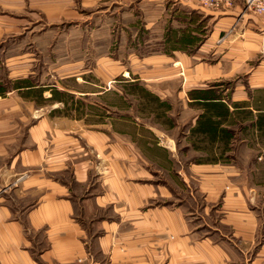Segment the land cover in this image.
Segmentation results:
<instances>
[{"label":"crops","instance_id":"obj_1","mask_svg":"<svg viewBox=\"0 0 264 264\" xmlns=\"http://www.w3.org/2000/svg\"><path fill=\"white\" fill-rule=\"evenodd\" d=\"M79 2L42 1L72 24L51 32L43 73L14 78L46 105L0 168V264H264V20L241 4ZM119 78L144 87L138 106L124 110Z\"/></svg>","mask_w":264,"mask_h":264},{"label":"rangeland","instance_id":"obj_2","mask_svg":"<svg viewBox=\"0 0 264 264\" xmlns=\"http://www.w3.org/2000/svg\"><path fill=\"white\" fill-rule=\"evenodd\" d=\"M42 1L48 0H20V2L17 0V2L14 1L16 4L15 6L11 3L12 10H8L4 9V1L0 0V168L18 149L20 141L24 138V123L27 124L30 119L33 120V118H35L32 113L33 109L46 105L45 101L39 98L36 99L33 95L28 93L25 95L24 91L21 93L18 89L25 83L23 82L20 85L19 81L14 78L18 77L19 74L27 72V69L37 71L40 74L43 73L46 68L43 66L44 61L41 55L44 53L40 51L46 50V52L49 53L51 40L53 38L51 32L55 33L54 37L56 39V32H61L64 28L66 29L67 26L72 24V19L68 17L54 20H51L49 17L47 18L45 13L39 11ZM79 3V0H74V5L76 4V6H78ZM192 5L200 7L196 4ZM2 20L8 23L4 24ZM52 21L54 24H50ZM204 26L205 28L209 27L208 24L206 26V22ZM207 30L208 28L203 29V35ZM61 35L64 37V34ZM187 54H194V50H188ZM26 64H29L31 67L28 66V68H25ZM144 68L146 69L147 67ZM172 68H174V71L177 70V68L173 66L171 69ZM147 70H149V68ZM159 70L161 71V69ZM64 81L70 89H88V87H85L86 85H76L73 79H66ZM110 85L123 90L126 94V100H124V104L122 105L124 110H127L130 106H138L136 103V101H139L137 94L140 95L143 93L142 90H144V87L142 85L138 82L125 83L124 80L120 78L114 79L112 83L108 84V86ZM178 87L179 84H170V90L173 93L179 89ZM94 89L97 88L90 86L92 92ZM69 96L68 93H65L62 95V99L70 103L72 97ZM170 100L173 106V118L170 125L171 127L179 126V131H181L189 123L188 121L191 116L186 115V120L188 121H184L185 116L182 114L180 100L178 98H171ZM110 102L114 104L113 99H111ZM154 106L156 105L154 104ZM192 106L193 109L195 107H199L198 109L200 110L203 109L204 113H206V109L209 108L208 104H206L205 107L200 104H192ZM19 108H21L22 111H19ZM23 113H26L28 117L26 118ZM214 113H219V124L226 121L225 116H221L222 114L225 115V112L215 103ZM204 117L205 116H203V118ZM8 123L12 127L4 126V124L8 125ZM13 124L15 126H13ZM19 125L21 129H19ZM206 125L208 127L210 126L208 123L204 122V126ZM235 133L237 132L235 131Z\"/></svg>","mask_w":264,"mask_h":264},{"label":"built area","instance_id":"obj_3","mask_svg":"<svg viewBox=\"0 0 264 264\" xmlns=\"http://www.w3.org/2000/svg\"><path fill=\"white\" fill-rule=\"evenodd\" d=\"M192 4L200 6L205 10H220L231 8L236 4H241L244 11L259 16L264 20V0H186Z\"/></svg>","mask_w":264,"mask_h":264}]
</instances>
